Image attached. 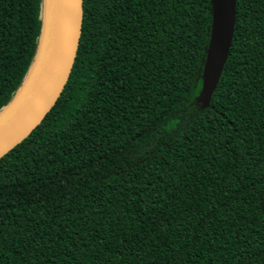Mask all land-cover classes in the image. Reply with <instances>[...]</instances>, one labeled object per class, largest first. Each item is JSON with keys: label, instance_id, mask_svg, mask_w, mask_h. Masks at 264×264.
Returning a JSON list of instances; mask_svg holds the SVG:
<instances>
[{"label": "trees", "instance_id": "1", "mask_svg": "<svg viewBox=\"0 0 264 264\" xmlns=\"http://www.w3.org/2000/svg\"><path fill=\"white\" fill-rule=\"evenodd\" d=\"M44 9L0 0V114ZM215 10L83 0L67 82L0 157V264H264V0H234L208 94Z\"/></svg>", "mask_w": 264, "mask_h": 264}, {"label": "water", "instance_id": "2", "mask_svg": "<svg viewBox=\"0 0 264 264\" xmlns=\"http://www.w3.org/2000/svg\"><path fill=\"white\" fill-rule=\"evenodd\" d=\"M215 5L216 23L208 75V94L215 83L228 50L234 16V0H215ZM82 13L83 0H56V27L47 60L20 103L0 123V157L29 134L57 100L76 58L83 19ZM43 38L44 27L36 60L41 52Z\"/></svg>", "mask_w": 264, "mask_h": 264}, {"label": "bare ground", "instance_id": "3", "mask_svg": "<svg viewBox=\"0 0 264 264\" xmlns=\"http://www.w3.org/2000/svg\"><path fill=\"white\" fill-rule=\"evenodd\" d=\"M56 27V0H45V27H44V38L41 48L40 55L36 60L32 74L28 77L24 87L20 90L17 99L12 105L4 110L0 115V123L16 108L26 92L29 90L35 79L41 72L50 50L53 34Z\"/></svg>", "mask_w": 264, "mask_h": 264}]
</instances>
